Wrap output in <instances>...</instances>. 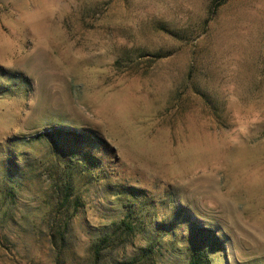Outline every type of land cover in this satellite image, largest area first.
<instances>
[{
	"label": "rangeland",
	"instance_id": "1",
	"mask_svg": "<svg viewBox=\"0 0 264 264\" xmlns=\"http://www.w3.org/2000/svg\"><path fill=\"white\" fill-rule=\"evenodd\" d=\"M199 251L264 264V0H0V264Z\"/></svg>",
	"mask_w": 264,
	"mask_h": 264
},
{
	"label": "trees",
	"instance_id": "2",
	"mask_svg": "<svg viewBox=\"0 0 264 264\" xmlns=\"http://www.w3.org/2000/svg\"><path fill=\"white\" fill-rule=\"evenodd\" d=\"M66 135L68 138H70L71 140H74L75 143H84V144H89L86 140H90L88 139L89 137H86L85 135L83 134H80V133H75V132H63L61 130H55V131H52V132H47L45 133L44 135L42 134H39L37 135V139L40 140V139H44V138H60L62 136ZM92 147L94 148H97V149H101L102 148V145L100 143H92L91 144ZM81 161V160H80ZM98 165H100V163L98 162H94L92 164L91 167L93 168H96L98 167ZM203 253H201V251L199 252H194L192 255H191V258H190V261H189V264H200L201 263V259H202V256Z\"/></svg>",
	"mask_w": 264,
	"mask_h": 264
}]
</instances>
